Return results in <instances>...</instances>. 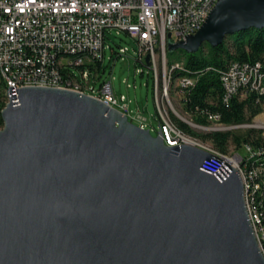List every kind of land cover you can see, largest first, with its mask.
<instances>
[{"label": "water", "instance_id": "obj_1", "mask_svg": "<svg viewBox=\"0 0 264 264\" xmlns=\"http://www.w3.org/2000/svg\"><path fill=\"white\" fill-rule=\"evenodd\" d=\"M250 29H264V0H219L167 50ZM2 119L0 264H264L241 175L204 171L205 149L69 89L23 88Z\"/></svg>", "mask_w": 264, "mask_h": 264}, {"label": "built area", "instance_id": "obj_2", "mask_svg": "<svg viewBox=\"0 0 264 264\" xmlns=\"http://www.w3.org/2000/svg\"><path fill=\"white\" fill-rule=\"evenodd\" d=\"M218 1L0 0V79L5 86V107L11 101L18 102L23 88L69 89L101 99L134 124L148 129V119L141 110L134 115L128 98L125 95L118 98L112 82L98 83V74L88 67L95 61L104 62L106 34L117 30L138 42V59L154 72V95L165 141L171 146L181 145L187 136L173 123L167 107H172L176 114L184 111L182 99L180 107L173 106L168 88L173 82L172 74L185 71V65L180 62L168 65L167 45L169 41L177 43L196 34ZM127 53L128 48H120L118 57ZM261 68L260 63L255 66L232 63L221 77L225 102L239 95L244 97L247 89L264 95ZM176 81L175 90L180 95L182 89L195 84V79L187 75ZM209 119L211 125L205 130L232 129L222 125L218 115ZM251 127L262 130L264 136V128ZM193 140L194 145L212 155L205 161L204 171L220 182L227 180L234 170L241 175L247 212L264 255V145L259 148L244 145L240 151L225 154L212 145Z\"/></svg>", "mask_w": 264, "mask_h": 264}, {"label": "trees", "instance_id": "obj_3", "mask_svg": "<svg viewBox=\"0 0 264 264\" xmlns=\"http://www.w3.org/2000/svg\"><path fill=\"white\" fill-rule=\"evenodd\" d=\"M111 49V59L115 60L118 58V52L114 47ZM173 52L167 50V57ZM179 52L185 59V71H175L172 79L176 80L182 75L195 79L193 86L182 89L180 96L184 104L183 112L190 115L193 125L198 128L210 127L209 117L213 115L219 116V122L222 125L232 128L224 131L208 130L207 134H200L193 131L186 122L172 115V121L181 133L197 140L201 139L202 143L210 142L216 150L225 154L240 151L244 145L255 148L264 145L262 130L253 127H248L244 131L240 129L241 126L251 124L263 112L264 95L247 89L244 97L239 95L226 103V93L221 81L222 75L235 62L253 66L260 63L262 65L260 71L264 74V29L240 32L236 36L228 37L218 47L204 44L197 53ZM138 62L145 65L139 59ZM93 64L96 65V69ZM93 64H89L88 67L92 73L98 74L97 82H106L102 81L105 72L103 63L95 61ZM141 75H144L143 71ZM5 102V86L0 79V130L4 127L2 111L6 105ZM158 118L160 121L159 114Z\"/></svg>", "mask_w": 264, "mask_h": 264}, {"label": "rangeland", "instance_id": "obj_4", "mask_svg": "<svg viewBox=\"0 0 264 264\" xmlns=\"http://www.w3.org/2000/svg\"><path fill=\"white\" fill-rule=\"evenodd\" d=\"M106 49H105V59L102 64L105 72L103 73L102 81L107 83L112 82L113 89L118 98L121 95H125L127 99V104H129L130 110L133 114H137L141 110L144 117L148 119L147 125L148 129L151 130L154 136L157 135V132L160 130V121L158 118V111L154 95V72L148 67V64L142 65L138 62L139 55V44L136 40L132 39L125 32H118L117 30H110L106 34ZM119 46V47H117ZM111 47L116 48V51L119 53L120 48H128V53L122 57H118L115 60L111 59L112 49ZM117 57V55H115ZM184 56L179 51H174L169 54L167 58L168 65H171L175 62L185 63ZM96 69V65L93 64ZM147 65V66H146ZM144 72V75H141V72ZM161 68L159 67V72ZM77 76L81 77L80 72L76 70ZM162 89H164V82H162ZM177 81L173 80L172 84L168 88V97L172 102L173 106L177 109L179 106V101L181 99L180 94L175 90ZM167 103V102H166ZM167 112L172 119V115H175L178 119L185 122L183 119L192 123L190 115H187L184 112L176 114L172 107H167ZM165 116H167L165 114ZM135 123H137L135 121ZM188 124V123H187ZM191 129L200 134H207L208 130L203 128H198L196 126L188 124ZM258 127L264 128V107L263 112L257 116L251 124L241 126L240 129L244 131L248 127ZM193 142L195 140L192 136H187ZM185 137V138H187ZM203 142L201 139H199ZM209 145L210 142H205ZM208 146V145H206ZM244 153V151H241Z\"/></svg>", "mask_w": 264, "mask_h": 264}, {"label": "bare ground", "instance_id": "obj_5", "mask_svg": "<svg viewBox=\"0 0 264 264\" xmlns=\"http://www.w3.org/2000/svg\"><path fill=\"white\" fill-rule=\"evenodd\" d=\"M184 142L186 144L193 145V141L190 138H188V137L184 139Z\"/></svg>", "mask_w": 264, "mask_h": 264}]
</instances>
